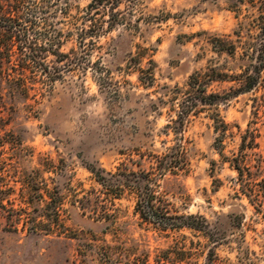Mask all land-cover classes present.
I'll list each match as a JSON object with an SVG mask.
<instances>
[{
  "label": "rangeland",
  "instance_id": "rangeland-1",
  "mask_svg": "<svg viewBox=\"0 0 264 264\" xmlns=\"http://www.w3.org/2000/svg\"><path fill=\"white\" fill-rule=\"evenodd\" d=\"M89 2H20L19 28L48 68L30 61L28 97H5L0 264H157L162 251L170 259L158 264H264V87L232 96L233 81H211L206 93L225 99L178 123L191 74L248 63L246 28L264 1L123 0L125 20L111 29ZM215 39L234 42V56ZM248 127L258 147L240 149ZM172 153L178 168L161 173ZM240 153L260 165L257 180L240 183L231 166ZM146 174L155 207L203 217L205 232L144 220L132 183Z\"/></svg>",
  "mask_w": 264,
  "mask_h": 264
},
{
  "label": "trees",
  "instance_id": "trees-1",
  "mask_svg": "<svg viewBox=\"0 0 264 264\" xmlns=\"http://www.w3.org/2000/svg\"><path fill=\"white\" fill-rule=\"evenodd\" d=\"M122 1L123 0H90L87 6L90 13L99 11L105 13L108 16V29H111L114 24L125 20L124 15L119 17L120 11L117 9ZM20 2L21 0H0V151L1 146L4 147L8 144V141H1V135L4 136L10 133V129H7L9 124V113L5 97L11 100L16 93H20L21 91L25 94L26 98L28 97L29 90L33 89L32 84L34 83L33 79L26 74L29 70L30 61L38 64L37 66L40 70L45 73L48 68V65L42 59L43 57H41V55L37 53V50L32 47L31 43L26 40L27 31L19 28L21 25L19 16ZM258 10L257 23L255 25L249 24L248 28H246L247 40L243 42V50L240 56L242 59L244 56L247 57L248 63L239 67V73L229 74L227 72H220L215 68H210L204 73L194 72L191 74L186 83L190 90L185 92L189 95V98L183 100L178 112V123L180 125L183 124L182 117L191 111H195L198 104H216L218 99H225V97H221L217 93H206V85L211 81H233L236 87L233 88L232 96L252 91L260 86L264 87V2L258 7ZM89 16H92V14ZM253 28H255L256 34L251 36L249 33ZM233 34L240 38L238 31L234 30ZM219 42H222V40L215 39L213 43V48H215V50H225L228 55L234 56L236 52V45L234 42L228 41L226 47L219 45ZM23 56H27V58L25 59ZM226 129L227 124L222 121V128L217 130L223 135ZM246 136L250 138L247 143L245 141ZM255 138L256 133L254 130L250 129V127L245 129L240 149H254L258 147ZM17 144H19V142L9 145L15 147ZM248 161L249 159L246 154L240 153L233 158V163H231L232 168L237 172L241 184L247 181L257 180L260 177L261 171L258 162L249 165ZM179 162L178 156L172 153L161 173H163V170L178 168ZM252 168H254V170ZM88 169L93 172L90 167H88ZM96 179L99 183L104 185L100 176L96 175ZM258 183H260L263 189L262 193H256V195L264 197V178H260ZM132 184L137 194L136 208L144 220L164 229L188 227L205 232L207 223L203 217H201L202 223H194V221H192L194 218L192 215H167L164 211L155 207V195L148 174L144 175L143 178L134 179ZM26 185L31 188L29 183ZM38 197L44 201L42 193H38ZM51 201L52 200L45 201L44 208L48 207ZM55 219L57 220V215ZM169 259L168 252L162 251L160 254H157L155 260L158 264L161 260L169 261ZM172 262L176 264V261ZM208 263L214 264L213 259L208 258ZM142 264H146V261L144 260Z\"/></svg>",
  "mask_w": 264,
  "mask_h": 264
}]
</instances>
